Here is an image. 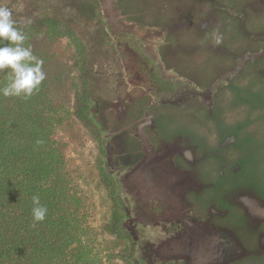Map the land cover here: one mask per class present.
<instances>
[{"label": "rangeland", "instance_id": "1", "mask_svg": "<svg viewBox=\"0 0 264 264\" xmlns=\"http://www.w3.org/2000/svg\"><path fill=\"white\" fill-rule=\"evenodd\" d=\"M0 4L44 62L78 264H264V0Z\"/></svg>", "mask_w": 264, "mask_h": 264}, {"label": "trees", "instance_id": "2", "mask_svg": "<svg viewBox=\"0 0 264 264\" xmlns=\"http://www.w3.org/2000/svg\"><path fill=\"white\" fill-rule=\"evenodd\" d=\"M45 98L41 86L27 98L0 95V264L77 263L80 203L51 139ZM100 178L108 188L103 169ZM34 194L48 209L43 222L31 215Z\"/></svg>", "mask_w": 264, "mask_h": 264}, {"label": "clouds", "instance_id": "3", "mask_svg": "<svg viewBox=\"0 0 264 264\" xmlns=\"http://www.w3.org/2000/svg\"><path fill=\"white\" fill-rule=\"evenodd\" d=\"M25 40L26 35L16 26L11 10L0 4V73H4L5 81L0 85V95L5 98L30 97L46 79L43 60L33 55L31 47L24 46ZM47 213L39 194H34L31 207L33 221L43 222Z\"/></svg>", "mask_w": 264, "mask_h": 264}]
</instances>
